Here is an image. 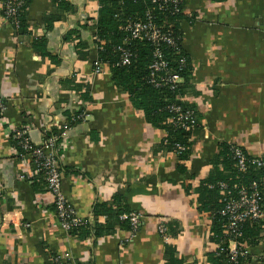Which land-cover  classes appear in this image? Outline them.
Returning a JSON list of instances; mask_svg holds the SVG:
<instances>
[{"label": "crops", "instance_id": "crops-1", "mask_svg": "<svg viewBox=\"0 0 264 264\" xmlns=\"http://www.w3.org/2000/svg\"><path fill=\"white\" fill-rule=\"evenodd\" d=\"M67 2L70 10L59 9L53 0H31L27 33L19 37L4 19L0 0L5 116L19 129L32 124L29 138L41 145L47 133L69 126V114L84 109L81 121L69 126L62 150L63 193L93 233L107 221L95 218V206L108 202L114 207V196L140 216L141 226L133 235L120 230L100 237L66 234L50 209L52 197L34 193L32 184L18 180L19 166L0 123L5 200L0 264H51L53 255L67 253L72 264H210L209 255L218 246L211 218L198 209L195 188L212 173L211 160L222 143L264 158V0H186L187 13L196 20L183 25V47L193 61L192 84L198 92L188 100L197 103L203 126L186 174L176 170L174 154L162 151L165 132L146 120L113 81L110 68L98 63L91 28L98 2ZM78 84L86 85L87 93ZM161 223H173L167 241L159 234ZM247 250L260 255L264 240Z\"/></svg>", "mask_w": 264, "mask_h": 264}, {"label": "trees", "instance_id": "trees-1", "mask_svg": "<svg viewBox=\"0 0 264 264\" xmlns=\"http://www.w3.org/2000/svg\"><path fill=\"white\" fill-rule=\"evenodd\" d=\"M57 7L61 10H70L72 7L67 0H53ZM99 4L96 21L91 27L95 34V44L98 47L97 61L100 64L107 65L110 68L113 81L130 96L134 106L142 110L146 120L155 128L165 132V136L161 141L162 151L174 154L177 158L176 170L179 173L186 174L188 169L186 162L191 159L192 152L197 143L196 137L201 132L202 114L199 112L198 105L188 100L189 96L198 92L192 84L194 74L193 61L191 56L183 47L184 31L183 25L194 24L196 20L195 14L187 13L186 0H183L179 7V11L172 4L159 8L160 2L154 3L153 0H96ZM212 3H224L227 0H207ZM31 0H22V6L18 10L19 26L15 27L16 35L19 37L27 33L26 13ZM148 13L153 16L154 23L161 29L164 35L172 38L173 44L160 42L158 47L161 49L164 59L168 63L166 73H160L163 76L167 73L178 74L181 82L174 89L168 86L157 87L151 82L150 67L154 61V51L156 46L147 39H132L129 32L124 30L128 22L145 21ZM62 16H54V20H61ZM79 49L84 48L81 43ZM119 48H123L130 54V62L128 65L122 64V52ZM84 60V58H83ZM77 89L86 90V85H75ZM89 99L86 98V101ZM174 108H181L182 111L190 110L195 115V124L188 129L177 125ZM84 113L81 111L69 114L67 124L74 125L81 121L80 117ZM68 126V127H69ZM59 135L58 131L47 133L45 140L52 139ZM11 148L17 150V159L20 160L21 155L25 157L27 153L20 145L21 141L12 137L8 139ZM178 146L182 147L180 150ZM57 147V146H56ZM234 146L222 143L219 152L212 158V173L209 177L201 181L200 185L195 188L197 196L198 209L202 214H208L211 218V235L213 242L218 246L215 252L209 255L210 264H233L232 255L230 253V237L226 235V226L228 225V217L223 215L229 196L227 192L220 188V184H225L228 190L233 191L232 196L237 198V191L233 190L235 186L250 189L254 184L262 197V208L264 210V158H261V165L257 166L253 163V157L249 156L244 149V153L248 156V168L245 171H239L236 158L234 155ZM60 154H62L60 152ZM61 171L62 164L60 165ZM31 185L34 193L46 192V180L44 173L36 175ZM187 192L192 187L187 186ZM251 191V190H249ZM3 197V196H2ZM1 201V196H0ZM112 201L118 203L114 207L108 202H100L95 206L94 216L99 218L105 216L107 221L105 224H98L95 232H92L91 226L87 220L84 225L73 229L70 236L80 238V236L90 237L96 235L113 234L120 231L131 232V223L129 220L123 219L124 215L134 213L127 207L119 205L122 201L118 196H114ZM121 201V202H120ZM52 211L56 209L55 204L50 207ZM167 224L168 234L172 236L174 230L171 225ZM238 232L240 237L238 243L240 246L255 248L264 240V217L257 220H247L238 224ZM242 250H244L242 248ZM259 254L252 255L249 253L245 257H238L237 264H251L252 262L264 264L262 259H257ZM177 264L178 261H173Z\"/></svg>", "mask_w": 264, "mask_h": 264}, {"label": "built area", "instance_id": "built-area-1", "mask_svg": "<svg viewBox=\"0 0 264 264\" xmlns=\"http://www.w3.org/2000/svg\"><path fill=\"white\" fill-rule=\"evenodd\" d=\"M183 0H153L154 3L160 2L159 8L162 9L167 4L175 6L176 11H179V5ZM22 6V0H2V14L4 19L9 25L15 27L19 26L18 10ZM124 30L129 32L132 39H147L151 41L156 49L154 51V61L150 67L151 70V82L157 87L168 86L174 89L176 85L181 82V78L178 74L167 73L160 76V73H166L168 70V63L164 59V55L161 49L158 47L160 42H165L172 45V38L164 35L161 29L154 23L153 16L148 13L145 21H132L124 27ZM122 54V64L128 65L130 62V54L123 48H119ZM100 66L97 65L96 72H99ZM7 111V104L0 95V123L5 126L4 134L8 137L13 136L14 139L20 140L22 148L27 155L23 157L21 155L18 160L17 150L11 148L14 153V160L18 163L19 172L17 174L18 180L26 182L28 184L33 183V179L36 175L44 173L46 180V192L53 199L56 209L53 211L56 216L60 228L68 235L73 229L79 228L84 225L86 219L77 216L74 209L67 201L63 189H62V171L60 169L62 161V150L66 148L67 132L69 127L64 126L57 137L52 139H46L41 145H35L29 138V131L31 125H27L24 128L14 127L10 121L6 118L5 113ZM174 112L177 114L175 121L178 126L188 129L195 124V115L192 111H182L181 108H174ZM57 146V147H56ZM234 146V155L236 158V164L239 171H245L248 168V156L244 153L241 147ZM180 150L182 147L178 146ZM253 163L260 166L261 158L253 157ZM220 188L227 192L229 196L225 209L222 214L228 217V225L226 226V235L230 237V253L232 255L233 264H237V258L245 257L249 254L247 247L240 246L238 238L241 236L238 232V224L247 220H257L264 217V210L261 202L262 197L254 184L250 189L245 187L235 186L233 190L237 191V198L232 196L233 191L228 190L227 185L220 184ZM251 190V191H249ZM1 201L0 209L3 208L5 200L2 198V192L0 191ZM122 219L129 220L131 223V234H135L139 231L141 226V218L136 213L124 215ZM160 236L164 240L169 239L168 228L164 223H161L158 227ZM242 248L244 250H242ZM257 259L264 261V252L259 255ZM51 264H72L71 255H53L51 257Z\"/></svg>", "mask_w": 264, "mask_h": 264}]
</instances>
